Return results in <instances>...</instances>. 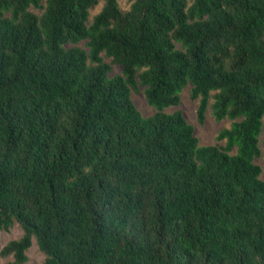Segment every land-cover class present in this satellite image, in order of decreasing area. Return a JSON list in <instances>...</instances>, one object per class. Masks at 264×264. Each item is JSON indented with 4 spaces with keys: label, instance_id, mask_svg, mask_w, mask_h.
Listing matches in <instances>:
<instances>
[{
    "label": "trees",
    "instance_id": "obj_1",
    "mask_svg": "<svg viewBox=\"0 0 264 264\" xmlns=\"http://www.w3.org/2000/svg\"><path fill=\"white\" fill-rule=\"evenodd\" d=\"M261 156L264 0H0V264H264Z\"/></svg>",
    "mask_w": 264,
    "mask_h": 264
},
{
    "label": "rangeland",
    "instance_id": "obj_2",
    "mask_svg": "<svg viewBox=\"0 0 264 264\" xmlns=\"http://www.w3.org/2000/svg\"><path fill=\"white\" fill-rule=\"evenodd\" d=\"M121 4L124 8L129 6V0H121ZM101 9L99 5L93 13L98 12ZM108 62L111 61L110 58H106ZM121 72V67L117 64L113 65L112 74H117ZM133 98L138 106V108L143 112L144 115L149 116L155 113L156 108L152 106L145 95L144 89L136 92L133 91ZM199 99H193L191 96V86H187L182 92L181 103L177 106H171L166 109L167 112H174L176 110H182L188 120L194 124L196 128V134L200 139V143L203 145L216 144L218 143V134L224 127H229L231 125L230 119L217 120L214 116L213 109L209 107L206 119L204 123H200L198 119V108ZM257 163L263 168L264 177V156L257 158ZM24 234V230L19 223H15L10 229H0V243L5 245L13 239H18ZM29 262L32 264H42L45 260V253L40 249L36 240H34L33 245L28 250ZM11 258H3L1 264H6Z\"/></svg>",
    "mask_w": 264,
    "mask_h": 264
}]
</instances>
